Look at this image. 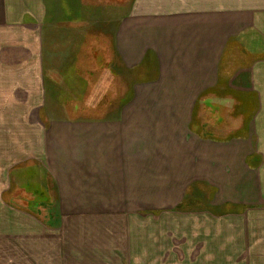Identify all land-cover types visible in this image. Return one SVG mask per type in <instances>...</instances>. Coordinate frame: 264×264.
I'll list each match as a JSON object with an SVG mask.
<instances>
[{"label":"crops","instance_id":"crops-1","mask_svg":"<svg viewBox=\"0 0 264 264\" xmlns=\"http://www.w3.org/2000/svg\"><path fill=\"white\" fill-rule=\"evenodd\" d=\"M88 6L0 0V264H264V231L256 220L253 227L246 217L238 222L250 212L242 197L264 203L260 148H249L247 130L238 141L211 139L203 119L217 116L232 91H243L259 112L255 123L264 122V0H132L129 16L108 20L101 31L88 26ZM108 39L125 65L119 73L115 61L109 72L131 91L123 113L62 119L44 113L47 119L48 90L53 99L57 85L88 93L89 72L102 84L103 63L95 58L104 56L99 43ZM53 44L60 47L51 67L45 50L50 54ZM162 98L184 110L156 108L153 115L151 103ZM111 101L105 95L93 105ZM202 104L208 113L200 114V129L192 121ZM261 123L255 138L264 137ZM36 163L56 177L58 201L47 191L43 196L48 210L57 207L62 241L52 233L56 222L41 234L37 216L44 208L23 211L15 205L22 196L10 195L27 180L13 178L15 171L23 176ZM201 180L217 188L215 200L223 191L235 195L221 199L234 211L247 209L233 214L235 227L179 209Z\"/></svg>","mask_w":264,"mask_h":264},{"label":"rangeland","instance_id":"rangeland-1","mask_svg":"<svg viewBox=\"0 0 264 264\" xmlns=\"http://www.w3.org/2000/svg\"><path fill=\"white\" fill-rule=\"evenodd\" d=\"M86 2H89V6H88V12H89L88 23L89 24L88 26L94 27L95 31H101V30H107L106 24L108 20L112 18H117V17L127 18L129 16L128 4L130 2L132 3V0H86ZM110 39L112 40L113 47H114V40L112 37ZM110 39H108L106 43H99L101 46H103L104 57L98 51H97V54L103 57V61H101L102 57H99L98 59L95 58V61L97 62L99 66H101L102 63L104 65L103 70L98 71V76L100 72L104 73L103 78H102L103 79L102 84L93 82L90 78H87L86 75H83L84 78L87 80L86 84L88 87L86 89H89L88 93L84 92L83 87H78V90L74 91V90H68L66 86L64 87L63 85H61V87H59L57 85L56 86L57 88H55L56 91L54 92V98L56 100L53 99L50 91L49 90L47 91V104L45 106L46 110L44 109L43 114L50 113V114H53L50 116L51 117L55 116V118H61V117L66 118V117H69V115L73 117H79L77 115H81L83 118H90V116L95 115L92 113H98L101 115V111H104V113H107V114H114L112 115V117L118 116L123 113L125 109L123 108L124 105L126 104L128 100L131 99L130 97L131 91L127 86L128 84H126L125 86L124 84L120 82L121 75H119L117 71L115 72L118 75H116L114 71H113L114 73L109 72L111 69V68L109 69L110 65H112L113 62L115 61L118 63L117 69L119 73H123L121 69L125 67L124 60L118 56V54L115 52V49H113L112 52H109V46L111 42ZM107 46L108 48H106ZM46 47H47V40H46ZM59 47L60 46L57 44L51 45L50 54L47 52V50H45V55H46L45 61L48 62L47 64L48 66L53 67L54 64L50 63L51 58H53L54 56V52H55L54 48H59ZM83 59L85 62V66L87 67L88 71H90L91 69H89L90 65L87 63V58L86 59L83 58ZM45 73H47V70ZM89 74L92 75V73H89ZM45 82H48L46 78H45ZM70 82L77 83L78 80L73 79V81H70ZM79 89H82V90L79 91ZM149 92L152 93L154 91H149ZM162 92H165V91H157L158 96ZM65 93H67L66 96H70V97H68V99L60 100L61 98L63 99V97L60 98L59 96ZM232 93L233 95L229 96L226 101L222 99V102H225L226 104H224L221 107V111L219 112V114H217V116H211V117L206 116L205 118H203L204 120L206 119V124L204 126H207L205 133H207L208 135H211L210 137L211 139L221 138V136H223L225 138L224 141H227L229 139H237L238 141L240 139L238 137L239 134H243L247 130L246 133L249 139V143H248L249 148H250V145H253L254 149L256 150L260 148L259 151L262 157L264 158V137L263 138L254 137L255 125H257L258 123H261L257 121L255 123L254 121V116L259 113L255 111V106H253L254 104L253 105L251 104V103H254V100H249L248 98H245L244 96H242L243 91H232ZM105 95H107L109 98L112 99L111 102L113 104L105 103L103 106H99V107L93 105L94 101L96 102V104L100 103L101 99H103ZM202 95L204 98L207 95H213V93L208 92L205 95L204 94ZM129 97L130 99H128ZM70 102H72V105L69 104ZM77 103H78V107L76 108ZM230 103H232V105H230ZM149 108H152L153 110L152 114L156 116L159 115L156 108L164 109L166 113L168 114L172 113V115L174 114L176 115V113H178L179 111L184 110L183 107L172 105L171 103H169V101L166 100V98H162L158 100L155 99L151 103ZM197 109H198L197 117L193 114V116H195V120H193L192 123H194L195 124L194 126H197V128L202 129L201 125L204 121L202 117H199V116L200 114L202 115L203 110H205L206 113H208L207 111L208 108L206 109L205 105L202 104V106ZM136 112H138L137 109H136ZM262 113L264 112H261L260 114ZM44 115L47 119H49V115H46V114ZM217 117H218V120H217ZM169 127H173L174 130H178L177 127L175 128V125L169 124ZM263 127H264V122L261 123L260 129L262 128V130H264ZM174 130L172 132H175ZM172 132L170 133L172 134ZM259 134L260 133H256V136ZM221 139H218V140H221ZM261 155H260V159H261ZM249 162L253 164L254 158H252ZM26 164L28 163L19 164L18 168L25 167ZM263 164H264V159H263ZM38 171H39V174H38ZM23 172L24 170L23 171L21 170L19 172L15 171V175H13V178L18 179V181H21V179L26 178L27 180L24 181V184L20 185V184L15 183L13 188L9 190V192L12 191L10 193L11 196H14L16 194H22V199L20 200L18 204L16 203L15 205L19 208L21 207L23 211L25 210L31 214L32 213L34 214V212L36 211L34 206L37 205L38 203L39 211L40 209L44 208L42 212H39L38 216L36 215L37 217H39V221L41 222V224L44 225V227H41V228L39 227L41 229L40 230L41 234L44 235L46 233H49L48 232L50 230L48 229L49 222L51 224H54L56 222V225H57L56 229H53L52 233L56 234L58 241H62L61 239L62 230H60L61 229L60 227L62 224L61 217L59 215L58 216L60 218H57L56 216L53 217V214H55V212L57 211V207H53L52 209L48 210L47 209V206L49 205L48 202H46L47 205L44 204L41 206L40 204L41 202L40 201L37 202L36 200L37 194H39L40 196V193H37V190H36V188H39V189H43L51 193V196L54 197L53 201H58V197L60 198V195H59V188L56 183V177L52 173H50L43 165L39 163L36 165V167H34L31 170H28L26 174L22 176ZM19 185L23 186L24 193H22L23 190L20 188ZM263 186H264V169L262 170V187H261V192L264 194ZM250 191L260 193L259 186L250 184ZM216 193H217V188L211 185L207 181L201 180V182L193 183L189 188L188 194L186 195L187 197L190 195V197L188 198L189 206L186 208V210L199 211V212L204 211V213L207 212L211 216H214L215 219L216 217L217 218L219 217L221 221L223 222L227 221L229 223V228L235 227V225H233L232 223H237V221H236V216L234 217L233 214L234 213L241 214V212H243L242 214L245 215L246 214L245 212L247 209H245L244 211L241 208L240 210L237 209L239 213L237 211H234L235 206H231L230 205L231 203L230 204L227 202L224 203L223 201H221V199L223 197L229 198V196L234 197L235 195L225 194L222 191L221 195L223 197L215 200ZM242 198L245 199V202H248L249 205L247 206V208L250 210V212H248L247 214L249 216H242V217L240 216L238 222H240L241 220H244V218L246 217V220L249 221V226L253 227L254 225H252L251 222L256 220L257 223L254 227L259 229L260 231H264V203L263 202L260 203L258 199L254 201L253 197L250 195H248V198H249V199L247 198L248 200L244 197ZM186 199L187 198H185V201H187ZM33 200H35V202ZM251 209H256L257 211H253ZM256 214L258 215L256 216ZM232 216L234 218H231ZM58 219H60V222H57ZM229 220L232 223H230ZM223 222H220L219 225H223L224 224ZM249 232H256V231L253 229H249ZM259 234L261 233L258 232L255 235L257 237L258 242H261L263 240L258 239ZM252 237L254 238V234L249 235V239H251ZM260 257L264 258L261 255Z\"/></svg>","mask_w":264,"mask_h":264},{"label":"trees","instance_id":"trees-1","mask_svg":"<svg viewBox=\"0 0 264 264\" xmlns=\"http://www.w3.org/2000/svg\"><path fill=\"white\" fill-rule=\"evenodd\" d=\"M93 41V40H92ZM107 42V40H104L103 42H101V43H106ZM100 48L103 50V46H101L100 45ZM106 48H108V46L106 47ZM112 50V45H111V43H110V46H109V52ZM104 57V56H103ZM103 57H102V61H103ZM103 68H104V65H103ZM89 73H92V72H89ZM87 77L88 78H90L91 80H93V79H95L96 78V76L94 75V74H88L87 75ZM103 80V79H102ZM78 107V105H76V108ZM31 184V183H30ZM41 188V187H40ZM36 190H37V193H40V196H39V194H37V201L39 202V201H42L40 204H41V206L42 205H44V204H46L47 205V199H45L44 198V196H43V194H46V191L45 190H43V189H39V188H36ZM22 193H24V190L22 191ZM21 196H22V194H20ZM33 199H34V197H33ZM49 203V202H48ZM189 206V201H185V202H183L182 204H181V206L179 207V209H186L187 207ZM43 210V209H42ZM35 213V212H34Z\"/></svg>","mask_w":264,"mask_h":264}]
</instances>
